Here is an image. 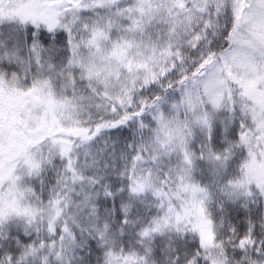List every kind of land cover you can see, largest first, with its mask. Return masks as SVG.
<instances>
[{
	"label": "snow or ice",
	"instance_id": "6c2138e0",
	"mask_svg": "<svg viewBox=\"0 0 264 264\" xmlns=\"http://www.w3.org/2000/svg\"><path fill=\"white\" fill-rule=\"evenodd\" d=\"M0 264H264V0H0Z\"/></svg>",
	"mask_w": 264,
	"mask_h": 264
}]
</instances>
